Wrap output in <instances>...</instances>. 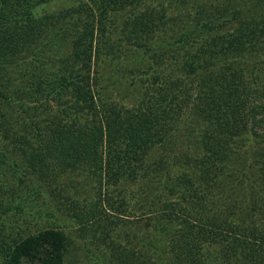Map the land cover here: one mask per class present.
<instances>
[{
  "label": "trees",
  "instance_id": "1",
  "mask_svg": "<svg viewBox=\"0 0 264 264\" xmlns=\"http://www.w3.org/2000/svg\"><path fill=\"white\" fill-rule=\"evenodd\" d=\"M43 1L0 0V66L23 54L37 65L28 80H13L20 98L7 88L1 109H10L14 126L3 129L0 119V134L24 147L39 179L65 175L45 169V157L55 154L65 167L95 176L94 185L151 204L137 222L150 229L154 239L146 245L163 263L264 264V0H169V26L159 28L153 14L134 15L130 33L141 34L121 49L139 60L134 78L161 91L127 108L103 93L101 76L74 64L93 54L106 59L93 38L95 28L105 32L114 20L109 7L146 10L156 0H92L58 22L38 8ZM45 46L64 54L61 61L46 64ZM11 148L0 150V165L7 161L16 172ZM27 199L0 206L22 212ZM6 222L0 220L4 228ZM7 237L0 264H64L68 237L52 223L27 235L10 228Z\"/></svg>",
  "mask_w": 264,
  "mask_h": 264
},
{
  "label": "rangeland",
  "instance_id": "2",
  "mask_svg": "<svg viewBox=\"0 0 264 264\" xmlns=\"http://www.w3.org/2000/svg\"><path fill=\"white\" fill-rule=\"evenodd\" d=\"M90 1L92 2V0H44V3L38 5V8L44 10V15H48L49 22H58V17L62 13L72 9L76 13L77 10H81V4L84 5ZM141 5L137 4L136 9H134L136 6L134 4L125 5V7H109L115 8L111 9L114 20L112 18L111 22L106 25L108 30L105 32L100 33L95 28L93 38L94 46L99 41L102 46L104 44L105 48L100 56L106 59L101 60L93 54L91 58L89 55L82 56V60L74 64L80 73L86 74L90 71L94 76L102 77L99 82L103 86L102 91L105 95L110 96L112 102L117 101V104L114 105L117 108L134 106L141 103L138 101L148 97L152 100L161 91V86L157 84H152L149 81L139 83L140 79L134 78L132 69L135 65H139V60L132 61L125 57V53L121 49V44L126 39H139L138 35L141 34L130 33L133 30V23L139 20V18H134V15L153 14L154 17L166 21L162 23L155 19V28L163 25L169 26V0H156L148 8L143 6L147 8L146 10H140ZM96 8L94 6L95 23L99 24L100 12ZM92 17H90L91 25L94 26V17L93 19ZM87 20L88 17L80 21L79 25L83 27ZM99 37H101L100 40ZM111 40L113 41L112 49L108 48V42ZM41 50L46 64L60 62L64 56L60 52L56 54L54 48L51 49L49 46H45ZM24 55L12 58L9 65H7L6 59L5 65L0 66V119L4 122L1 128L5 130L7 126H14L10 117L9 121L7 120V112H10V109L8 111L1 109L5 105L2 102H7L5 99L7 98V88L9 87L8 93L12 97L20 98L11 92L13 80L15 81L17 78L19 81L21 79L28 80L37 66L30 55ZM112 57L114 60L109 61L108 59ZM118 58L121 60H117ZM44 69L46 68L43 67ZM162 88L165 87L162 86ZM5 95L6 97H4ZM51 124L54 125V122ZM0 140V150L4 149L5 151L6 146L12 147L10 154L17 156L16 172H13L7 161L0 165V200L5 201L6 204L7 202L14 204L23 202L25 197L28 198V206L22 212L4 211L0 206V220L3 218L7 221L6 228L0 224L1 241L7 242L10 228L14 230L16 227V230L27 235L50 226L52 223L53 226L62 229L68 237L64 264H134L132 259L136 257L139 258L141 264H169L159 261L156 255L149 250L146 244L147 241L154 239L153 235L148 227L137 222L141 216L148 215L147 211L150 210L151 204L140 205L138 200L136 202L125 200L118 188L114 189L110 186V189H107L105 185H94L97 183L95 176L88 171L77 172L65 167L55 154L45 157L47 165L49 164L45 169L53 172L56 177L58 176L56 171L61 172L60 170H63L65 175L57 178L54 182L47 181L46 178L39 179L35 170L28 166L29 161L24 157V147L14 144L12 139L7 138L4 134H0ZM35 188L39 190L36 194L33 193ZM132 188L134 191H138L137 186H132ZM0 204L3 203L0 202ZM167 208L169 207L167 206ZM32 209L42 214L48 212L53 215L47 216V220L38 215L34 217L31 213ZM167 211V209H162L163 214L169 213ZM91 214L92 217H90ZM91 218L92 220H90ZM130 230L134 231L133 236ZM137 236H141V239H138ZM120 253L125 254L126 259L121 258L124 255L119 256Z\"/></svg>",
  "mask_w": 264,
  "mask_h": 264
}]
</instances>
